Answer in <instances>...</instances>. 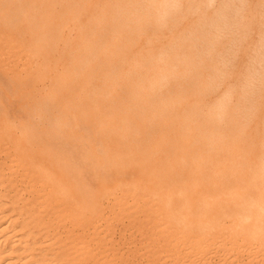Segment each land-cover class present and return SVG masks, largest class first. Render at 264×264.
Masks as SVG:
<instances>
[{"label":"bare ground","instance_id":"bare-ground-1","mask_svg":"<svg viewBox=\"0 0 264 264\" xmlns=\"http://www.w3.org/2000/svg\"><path fill=\"white\" fill-rule=\"evenodd\" d=\"M1 1L0 264L133 263L122 215L154 264H264V0L185 7L174 37Z\"/></svg>","mask_w":264,"mask_h":264},{"label":"rangeland","instance_id":"rangeland-1","mask_svg":"<svg viewBox=\"0 0 264 264\" xmlns=\"http://www.w3.org/2000/svg\"><path fill=\"white\" fill-rule=\"evenodd\" d=\"M45 1H48V2H46L47 4L46 3L42 4V2H45ZM45 1L42 0V2H41V4L43 5V8L46 7V5H49L51 0H45ZM69 2H70V4H73V6H74V4H76V5L85 4L87 10L82 14L84 21H86L88 19L93 20V18H92L93 16H95L97 20L102 19L104 21H109V20H111V15L115 14V16H117L119 14L117 17H115L117 21L134 20V21H140L141 24H143L146 27L155 26V25L159 26L160 30L161 31L163 30L164 37H174L176 35L175 33H169L167 31V28L169 26H171L172 24H175L174 28L176 29V31L179 32L180 30L185 29V21H200V19H197L196 16H192L190 18L185 19V7H191L192 9L205 8L208 10L210 9L212 12H214V11L220 10V8L224 4H227L229 6L242 4L241 2H238V0H236L235 2L234 1L230 2V0H228V1H226V0H206L205 2L193 0L192 3L190 1H187V0H178V2H177L178 8H176L174 10H168L167 12L164 13L163 9L161 7L162 5L160 6V4L158 2H155L154 0H69ZM77 2H79V3L77 4ZM0 3H1L0 8L2 6H5L2 1ZM198 4H200V5H198ZM36 5L37 4H34V6H36ZM203 5H205V6H203ZM199 6H201V7H199ZM44 10H45V8H44ZM44 10H43V12H44ZM116 13H118V14H116ZM127 16H129V17L131 16L133 18L129 19V18H127ZM191 18H193V19H191ZM215 20L216 19H207V20L204 19V21H215ZM201 21H203V19H201ZM63 23H65V22H63ZM63 23L58 22L56 24V26L60 25V26H57V28L60 27L59 29H61V30L54 28V27H56L54 24V26H53L54 30L51 29L54 31V32L52 31L54 33V35L59 36V34L64 33V35H63V37H64L69 33V32H67V30L69 28L67 25H69L70 23L69 24L67 22L65 23L67 27L64 26L65 24H63ZM61 25L64 26V28H63L64 32L63 33H61L62 32ZM56 29L60 32V33L58 32L59 34H56L57 33V32H55V31H57ZM51 30H50V34H52ZM68 31H70V29ZM149 31H151V28L149 29ZM144 35H146V34H144ZM6 70L11 71L12 68L7 66ZM25 195H26L25 198H28V196L30 195V192L25 191ZM106 204H108V205H106ZM112 206H113L112 203H109V202H105V204L103 205L104 210L106 212H109V211L111 212L113 209ZM128 218H129V220H128ZM119 222H121V223H119ZM112 225L110 228L111 231L109 229L108 232L111 235V237L114 239V241L116 240L115 241L116 242L115 247L116 248L120 247L123 250V252H125L126 254H128V253H129V255L131 254L130 256L127 255V256H129V258H132V259L137 258L136 261H134L133 263H130V264H134V263L135 264H154L155 261H152L151 259H149V257L145 256V253L148 252V248L147 249H141L142 242L144 241L145 234L147 233L146 230H144V229L143 230H137V229L133 228L132 217L124 216V215H122L120 217V219L114 221L112 223ZM129 228H130V230H129ZM127 231L130 233V235ZM128 239H130V240H128ZM138 241H140V242H138ZM150 248H152V246H150ZM135 249H138L137 252H134Z\"/></svg>","mask_w":264,"mask_h":264}]
</instances>
